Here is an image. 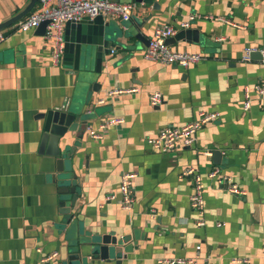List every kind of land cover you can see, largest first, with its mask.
Segmentation results:
<instances>
[{"label": "crops", "instance_id": "1", "mask_svg": "<svg viewBox=\"0 0 264 264\" xmlns=\"http://www.w3.org/2000/svg\"><path fill=\"white\" fill-rule=\"evenodd\" d=\"M114 1L136 6L128 20L104 18L118 28L113 51L103 55L100 72L79 74L62 61L51 63L49 44L36 28H16L38 0H0V264H66L80 234L115 237V248L108 247L121 250L119 264H168L160 260L173 258L185 260L180 264H264V94L254 89L264 86V63L259 52L241 60L246 47H264V0H153L156 7ZM190 15L196 18L180 28ZM127 26L141 38L121 35ZM156 26L177 29L167 41L171 49L204 57L186 68L146 60ZM187 29L196 31V41L177 35ZM85 75L93 76L96 91L88 92ZM128 87L138 91L96 104L109 90ZM155 91L163 97L157 106L149 101ZM83 102L94 111L81 137L66 134L71 156L58 165L40 147V114ZM200 111L219 117L196 132L191 146L161 152L147 143L161 127L181 126ZM111 117L122 121L100 129V138L88 134ZM207 150L210 156L203 154ZM190 166L201 174L202 213L190 206L192 181L180 176ZM214 167L244 194L208 177ZM66 169L78 183L61 179ZM124 171L136 173L129 210L119 201ZM64 185L77 192L69 213L72 194L60 191ZM110 193L116 198L106 200ZM81 247L87 264H117V258L103 259L89 245Z\"/></svg>", "mask_w": 264, "mask_h": 264}, {"label": "built area", "instance_id": "2", "mask_svg": "<svg viewBox=\"0 0 264 264\" xmlns=\"http://www.w3.org/2000/svg\"><path fill=\"white\" fill-rule=\"evenodd\" d=\"M134 2H119L114 0H38V7L26 18L20 20L16 24L17 29L29 30L35 29L42 22L47 21L45 26L44 38L47 40L51 52V63L59 64L64 51V30L67 21H78L84 17L94 18L101 15L105 17H114L121 20H128L131 11L135 8ZM196 18V15H190L189 19L180 22V28H187L190 21ZM177 29L171 26H156L153 35L149 38L147 46L144 50V58L148 61L174 64L181 67H188L191 64L199 62L204 56L199 52L177 51L171 49L167 43V39L173 36ZM4 35L0 33V41ZM110 51H113L111 49ZM254 52H259L261 61L264 63V47L254 48L246 47L242 53V61H249ZM255 92L259 95L264 94V86L256 85ZM138 91L137 87L116 88L109 90L105 96L99 97L96 104H104L107 99H112L119 95L132 94ZM151 105L157 106L163 101V97L159 91L149 94ZM245 109L250 106V92L247 87L244 90ZM219 114L215 111H200L198 116L181 126H164L161 127L157 134L153 137H147V143L154 149L161 152H169L177 148L180 144L191 146L195 142L196 132L206 124L216 120ZM121 117H111L104 120L97 129H88V134L94 138H100V129H105L109 125L119 124ZM204 155L210 156L211 151L203 152ZM208 177L215 178L221 188L228 190L237 195H243L244 191L230 179L228 175L223 173L219 167H214L207 172ZM136 173L133 171H124L119 178L118 190L120 206L123 209H130L134 202L133 184ZM180 176L189 178L192 181V191L189 196L191 208L202 213L204 208L203 183L200 172L194 167H185ZM115 195L110 193L106 200L115 199ZM205 221L199 218L198 226H203ZM221 223H218L220 225ZM264 249V246H263ZM56 256V253L46 256L43 261L49 262ZM234 261L241 259L234 258ZM168 264H180L185 262L182 258H173L160 260ZM192 263L193 260H188ZM61 264V263H56ZM204 264H212L206 260Z\"/></svg>", "mask_w": 264, "mask_h": 264}, {"label": "water", "instance_id": "3", "mask_svg": "<svg viewBox=\"0 0 264 264\" xmlns=\"http://www.w3.org/2000/svg\"><path fill=\"white\" fill-rule=\"evenodd\" d=\"M137 2L152 3L156 7V2L153 0H135ZM48 22H42L36 30L43 34L45 33V26ZM116 27L105 20L103 16L98 15L94 18L84 17L78 21H67L65 23L64 30V51L62 55V63L70 68L75 73L84 74L91 72H100L103 55L110 51V48L114 46L116 38L119 36ZM119 31V30H118ZM185 35L187 38L192 37L193 40H197L196 31L192 29L181 30L177 35ZM121 35L126 38L132 37L133 33L130 27H126L125 31L121 32ZM136 38H141L140 34L135 33L133 35ZM190 36V37H189ZM170 37L167 39V41ZM168 43V42H167ZM85 79H88V92L96 91V87L99 86L96 81H92V77L85 75ZM85 103L80 104H62L60 106L48 109L46 112L41 113L40 116L43 119L42 133L40 137V147L48 148L47 152L58 158V165L63 163L64 159H69L70 154L66 149L65 136L68 132L76 131L78 137L82 136L83 130L87 125L90 112L94 110L84 109ZM59 170L63 169L59 166ZM65 173L61 179L76 180V176L70 169L64 170ZM67 172V173H66ZM67 174V175H65ZM76 183L77 180H76ZM63 193L70 191L72 194L70 198L69 207L65 210L66 213L70 212V207L74 205L77 197L75 187L70 185H64ZM80 234V238L72 244L71 254L68 256L66 264H87L85 257L81 259L80 246L89 245L90 252L92 254H98L103 259L117 258V264L121 259L122 253L120 249L109 248L108 244H111L115 248L117 240L115 237H108L103 235L101 239H97L96 236L90 238H84ZM81 247V248H82Z\"/></svg>", "mask_w": 264, "mask_h": 264}]
</instances>
